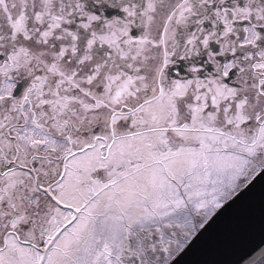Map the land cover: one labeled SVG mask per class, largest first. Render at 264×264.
<instances>
[{
	"label": "snow or ice",
	"instance_id": "snow-or-ice-1",
	"mask_svg": "<svg viewBox=\"0 0 264 264\" xmlns=\"http://www.w3.org/2000/svg\"><path fill=\"white\" fill-rule=\"evenodd\" d=\"M261 172L264 0H0V264H183Z\"/></svg>",
	"mask_w": 264,
	"mask_h": 264
},
{
	"label": "water",
	"instance_id": "water-1",
	"mask_svg": "<svg viewBox=\"0 0 264 264\" xmlns=\"http://www.w3.org/2000/svg\"><path fill=\"white\" fill-rule=\"evenodd\" d=\"M238 218H243L239 226ZM258 244H264V172L225 205L181 255L183 264H240L244 251Z\"/></svg>",
	"mask_w": 264,
	"mask_h": 264
}]
</instances>
